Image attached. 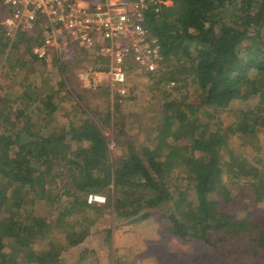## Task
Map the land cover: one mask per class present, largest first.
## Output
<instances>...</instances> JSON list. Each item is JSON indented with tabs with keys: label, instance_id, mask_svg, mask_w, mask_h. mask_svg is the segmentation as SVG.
I'll list each match as a JSON object with an SVG mask.
<instances>
[{
	"label": "trees",
	"instance_id": "16d2710c",
	"mask_svg": "<svg viewBox=\"0 0 264 264\" xmlns=\"http://www.w3.org/2000/svg\"><path fill=\"white\" fill-rule=\"evenodd\" d=\"M172 1L151 5L145 14L165 60L175 59L177 66L168 70L174 85L159 101L154 143L130 140L114 159L108 136L92 118L66 119L54 93L41 97L30 80L22 94L1 80L0 264H62L63 250L91 232L96 218L88 213L103 209L119 222L157 224L159 233L200 243L204 253L209 248L219 258L230 242L233 255L246 248L264 254V227L255 220L264 211L256 209L264 195V150L253 147L252 162L230 145L231 137L252 140L264 131V0ZM32 41L0 24V56L10 69L19 64L13 50L24 43L41 60L30 49ZM64 49L55 60L62 70L84 67L91 56L102 59L94 49ZM73 52L76 60L68 55ZM187 81L195 86L192 94L171 98ZM231 112L240 118L228 122ZM111 185L105 205L86 199ZM36 206L49 214H37ZM103 232L111 236L114 227Z\"/></svg>",
	"mask_w": 264,
	"mask_h": 264
},
{
	"label": "rangeland",
	"instance_id": "374dc122",
	"mask_svg": "<svg viewBox=\"0 0 264 264\" xmlns=\"http://www.w3.org/2000/svg\"><path fill=\"white\" fill-rule=\"evenodd\" d=\"M160 2L167 5L174 3L172 0H161ZM0 7L1 22L6 16V8ZM26 48L27 43H24L20 45L19 50L12 52L13 63L19 61L16 69H10L5 57L0 56V84H3L1 82L3 80L4 86H8V89L13 88L17 93L22 94L25 89V82L30 80L29 85H31L32 90L36 94H40L41 97L53 92L60 115H64L67 117L66 119L69 118L76 123L83 122L85 118H92L97 123V126L109 138L110 155L114 159L125 152V147L130 140L137 146L150 144V142L154 143L153 138L156 135L154 117L163 105L159 101L166 96V92L174 85V82H170L167 78L171 79L172 75L168 72L169 69L173 70V73L177 71L175 59L165 60L163 55L162 62L164 61V63L158 64L160 68L156 72L132 67V63L128 62L126 63L128 67L125 70L126 80L114 82L112 74L108 70L109 61L91 56L87 59L89 63L84 67L72 65L67 68L68 70H62L58 64L49 65L46 61L33 57ZM65 53L64 49L61 55L64 56ZM68 55L74 59L75 52ZM72 63L71 59L68 60L69 65ZM90 68H105L100 71L102 73L98 75L96 82H91L89 78L82 77L83 72ZM181 76L182 78L185 77ZM159 79L163 81L157 84ZM190 84L188 81L181 83L172 92L171 98H178L186 94L191 95L195 86L191 82ZM235 103L242 105L243 102L235 101L233 105ZM239 118V113L233 114L231 112L226 119L228 122H235ZM65 124H67L66 121ZM143 124L146 125V129L145 127L140 129ZM120 142H122L121 145ZM230 145L243 156L242 158L253 162L255 160L254 148L258 146L262 151L264 150V131H260L252 140L244 141L241 136L231 137ZM171 183L176 187L174 180H171ZM112 187L111 185L102 192L89 193L85 197L89 201L90 196H99L101 199L92 201V203L105 205L111 194L109 189ZM174 194L177 196L175 192ZM40 198L41 196H39ZM37 205H41V203L39 202ZM256 207V209H264V195L256 203ZM242 209L239 210L243 216L247 214V211ZM48 210L45 206H36L37 214H49L50 210ZM88 215L96 218L89 227L91 232L77 246L63 250L62 264H264V254L250 253L252 248H246L243 255H233V249L230 250L231 246L233 247L232 242L223 247L221 250L223 257L219 258L213 253L210 255L211 250L209 248V251L206 250L204 253L205 248L200 243L174 239L165 231L159 233L157 224L119 222L120 219L115 218L112 211L106 209L101 210L99 214L92 212L91 215L89 213ZM256 217L258 219L255 218V220L262 221L261 224L264 227V211L260 210ZM68 218H73L72 222H76L73 215ZM109 227H114V233L111 236L103 232ZM206 253H209V256ZM150 255L156 259H151Z\"/></svg>",
	"mask_w": 264,
	"mask_h": 264
},
{
	"label": "built area",
	"instance_id": "2783aa9c",
	"mask_svg": "<svg viewBox=\"0 0 264 264\" xmlns=\"http://www.w3.org/2000/svg\"><path fill=\"white\" fill-rule=\"evenodd\" d=\"M161 0H0L6 16L0 22L15 35L26 32L31 50L49 65L62 57L65 47L94 49L109 61L114 82L126 80V63L156 72L162 63L159 39L145 25V14ZM103 70V69H102ZM100 69L82 77L96 82ZM101 197L90 196L89 201Z\"/></svg>",
	"mask_w": 264,
	"mask_h": 264
},
{
	"label": "water",
	"instance_id": "95a60500",
	"mask_svg": "<svg viewBox=\"0 0 264 264\" xmlns=\"http://www.w3.org/2000/svg\"><path fill=\"white\" fill-rule=\"evenodd\" d=\"M263 32H264V29H263Z\"/></svg>",
	"mask_w": 264,
	"mask_h": 264
}]
</instances>
